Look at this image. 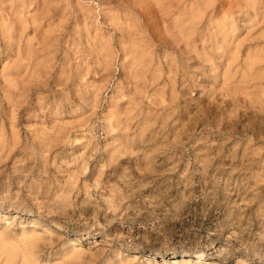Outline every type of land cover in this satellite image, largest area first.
Instances as JSON below:
<instances>
[{
  "label": "rangeland",
  "instance_id": "obj_1",
  "mask_svg": "<svg viewBox=\"0 0 264 264\" xmlns=\"http://www.w3.org/2000/svg\"><path fill=\"white\" fill-rule=\"evenodd\" d=\"M261 12L0 0V264H264Z\"/></svg>",
  "mask_w": 264,
  "mask_h": 264
},
{
  "label": "bare ground",
  "instance_id": "obj_2",
  "mask_svg": "<svg viewBox=\"0 0 264 264\" xmlns=\"http://www.w3.org/2000/svg\"><path fill=\"white\" fill-rule=\"evenodd\" d=\"M155 4V3H154ZM3 6V5H2ZM46 7V6H45ZM200 8V7H199ZM201 9V8H200ZM157 10V9H156ZM198 10V9H197ZM194 12H196V11H194ZM159 14V13H158ZM218 14V13H217ZM220 14V13H219ZM232 14V13H231ZM259 15H261V16H264V14H262V12H261V14H259ZM5 16V15H4ZM192 16H194V15H192ZM261 16H260V18H261ZM252 17V16H251ZM1 18V17H0ZM225 18H227V17H225ZM224 18V19H225ZM213 19V18H212ZM220 19V18H219ZM256 19V18H255ZM259 19V18H258ZM16 21V20H15ZM182 21H183V19H182ZM212 22V21H211ZM259 22V21H258ZM214 23V22H213ZM232 23V22H231ZM129 24V23H128ZM179 24H181V23H179ZM181 26V25H180ZM188 26V25H187ZM169 27V26H168ZM171 27V26H170ZM19 28V27H18ZM124 28V27H123ZM214 28V27H213ZM215 29H216V27H215ZM16 30V29H15ZM175 30H176V28H175ZM191 30V29H190ZM211 31H212V29H211ZM225 29H224V27L223 26H221L220 27V32L222 33L221 35H224L223 33H225ZM202 33V32H201ZM213 33H214V31H213ZM254 34V33H253ZM195 35V34H194ZM210 35V34H209ZM216 36V35H215ZM26 37V36H25ZM181 37V36H180ZM196 37H197V35H196ZM181 38H183V37H181ZM195 38V37H194ZM215 38H217V37H215ZM211 39V38H210ZM219 39V38H218ZM223 39H225L224 37H223ZM208 41V40H207ZM19 43V42H18ZM189 43V42H188ZM11 46V45H10ZM175 52V51H174ZM258 52V51H257ZM235 55V54H234ZM251 55V54H250ZM168 61V60H167ZM178 61V60H177ZM252 61V60H251ZM250 61V62H251ZM161 62V61H160ZM254 62V61H253ZM162 63V62H161ZM177 63V62H176ZM181 63V62H180ZM183 64V63H182ZM250 65H252V63H250ZM168 66V65H167ZM235 66V65H234ZM178 68V67H177ZM164 69V68H163ZM237 90V89H236ZM3 244V243H2ZM3 247V246H2ZM32 247V246H31ZM1 254V253H0ZM25 259V258H24ZM171 259H173V258H170V259H167V258H162V260H161V264H167V263H169L170 262V260ZM26 260V259H25ZM197 261V260H196ZM16 263V262H15Z\"/></svg>",
  "mask_w": 264,
  "mask_h": 264
}]
</instances>
